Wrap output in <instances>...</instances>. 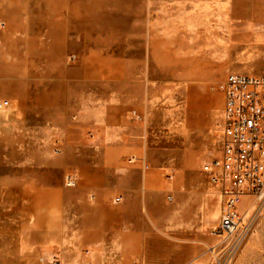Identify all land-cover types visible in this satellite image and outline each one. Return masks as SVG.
<instances>
[{"label":"rangeland","instance_id":"rangeland-1","mask_svg":"<svg viewBox=\"0 0 264 264\" xmlns=\"http://www.w3.org/2000/svg\"><path fill=\"white\" fill-rule=\"evenodd\" d=\"M230 15L224 0H0V264H90L122 205L215 220L221 86L264 75V27ZM245 210L237 254L218 237L212 264H264V201Z\"/></svg>","mask_w":264,"mask_h":264},{"label":"crops","instance_id":"crops-1","mask_svg":"<svg viewBox=\"0 0 264 264\" xmlns=\"http://www.w3.org/2000/svg\"><path fill=\"white\" fill-rule=\"evenodd\" d=\"M224 1L229 3L230 16L236 23L264 27V0ZM206 196L218 200L213 221L206 204L201 208L188 205L186 210H180L178 204L160 201V214L156 215L147 214L150 201L139 204L143 210H135L131 215L125 213V205L116 208L119 214L113 208L114 213L107 215L106 238L99 237L105 240L98 239L96 246H92L90 264H212L209 248L219 240L212 232L220 222L223 201L214 184L207 189Z\"/></svg>","mask_w":264,"mask_h":264},{"label":"built area","instance_id":"built-area-1","mask_svg":"<svg viewBox=\"0 0 264 264\" xmlns=\"http://www.w3.org/2000/svg\"><path fill=\"white\" fill-rule=\"evenodd\" d=\"M221 89L222 148L204 169L222 197L221 220L212 233L221 238L226 261L230 262L248 235L249 227L244 224L246 206L252 200L264 201V75L233 73ZM7 105V100H0V107ZM166 176L173 179L172 173ZM66 183L75 186L77 180L68 176ZM211 250L217 249L214 246Z\"/></svg>","mask_w":264,"mask_h":264}]
</instances>
